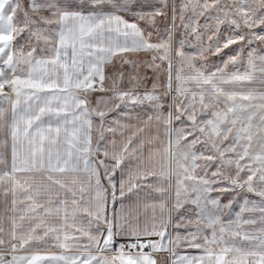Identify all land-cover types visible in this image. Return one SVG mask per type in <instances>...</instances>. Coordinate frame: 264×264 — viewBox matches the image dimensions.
I'll list each match as a JSON object with an SVG mask.
<instances>
[{
    "label": "snow or ice",
    "instance_id": "obj_1",
    "mask_svg": "<svg viewBox=\"0 0 264 264\" xmlns=\"http://www.w3.org/2000/svg\"><path fill=\"white\" fill-rule=\"evenodd\" d=\"M0 264H264V0H0Z\"/></svg>",
    "mask_w": 264,
    "mask_h": 264
}]
</instances>
